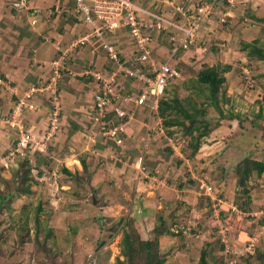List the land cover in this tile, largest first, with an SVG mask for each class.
Instances as JSON below:
<instances>
[{
  "label": "rangeland",
  "instance_id": "1",
  "mask_svg": "<svg viewBox=\"0 0 264 264\" xmlns=\"http://www.w3.org/2000/svg\"><path fill=\"white\" fill-rule=\"evenodd\" d=\"M46 1L50 19L61 18L63 12L55 17L48 13L55 0ZM192 1L202 3L206 0ZM35 2L30 0L28 7H37ZM247 4H236L238 12L233 17L234 22L230 23L232 17L220 21L222 25H231L228 33H213L209 39H203L201 34V41L191 48L195 53L185 54L190 60L186 63L180 60L177 64L183 69V75L175 81L179 91L184 80L197 78L205 66L231 65L226 72L227 90L220 94V109L208 106L207 118L212 131L197 155L188 158L182 153L179 147L182 134L177 129L170 137L164 127H146L137 133L139 141L145 135L143 142L125 136L124 145L116 146L98 131L96 134L87 130L91 107L87 116H81L78 125L68 131L63 129L61 117V129L50 141L49 151H43L51 159L40 155L43 160L38 166L39 147H31L22 154L28 153L26 156L30 158L32 192L16 194L10 206H5L0 214V264H123L121 260L128 264L121 249L124 230L134 228L146 237L161 215L168 230L173 232L162 231L159 236V251L166 258L165 264H201L203 250L207 251L208 264H264V217L261 214L264 173L255 172L249 179L251 201L237 185V166L241 160L246 156L264 159V121L253 116L261 110L264 118V60L250 57L249 50L242 49L245 41L255 42L256 39L259 46L264 47V1L253 0ZM214 11L212 16L217 19H213L218 21V16H222L220 8L216 5ZM4 14L2 12L0 18ZM203 26L204 23L200 30ZM107 34L106 41L113 43L107 39ZM102 44L106 53L103 39ZM68 45L60 47L64 49ZM70 54L67 63L73 59L74 53ZM51 62L47 65L46 70H49L43 71L47 77L54 75ZM1 77L0 90L9 96L18 95L9 111L0 112V115H8L27 88L18 89ZM126 80V90H129L131 83ZM42 107L39 105L35 110L24 112V123L29 121V125L25 124L27 129H33L30 124H35L36 132H46L47 119L45 123L30 122L31 118L40 120L37 114ZM15 136V130L8 124L0 125V159L2 155L9 159H6V167L0 166L2 188L8 187L4 180L11 181L20 168L18 154L21 153L15 150ZM149 145L151 151L148 153ZM183 146H187V142ZM139 157H142L140 165ZM83 158L87 170L83 169ZM65 168L79 173L68 175ZM201 179L213 183L217 196L229 203L244 202L238 214L231 212L228 224L231 236L227 245L213 217L212 202L200 188ZM14 185V181L10 182L11 189ZM227 207L228 203H223L220 208ZM254 212L258 215H251ZM260 220L263 226L256 228ZM188 226L191 228L189 234L178 231Z\"/></svg>",
  "mask_w": 264,
  "mask_h": 264
},
{
  "label": "built area",
  "instance_id": "2",
  "mask_svg": "<svg viewBox=\"0 0 264 264\" xmlns=\"http://www.w3.org/2000/svg\"><path fill=\"white\" fill-rule=\"evenodd\" d=\"M29 1L10 0V2L1 3L0 14L10 8L21 11L32 10L33 13L38 14L39 7L29 8ZM221 1H227L232 6L236 4L246 6L253 0H211L190 5L168 1L174 4V15L151 9V6L143 5L137 0H74L75 10L82 14L85 22L92 24V30L90 33L70 41L68 47L64 49L59 47L57 58L51 62L54 75L41 76L36 83L29 84L25 92L19 95L12 112L8 115H0V125L8 124L15 130L17 135L14 138L17 145L16 152L23 154L31 147H39L41 151L48 150L50 141L61 129L63 101L60 81L63 76L62 70L70 72L67 67V56L79 51L94 37L103 39L108 59L113 68L103 71L85 67L83 70V75H91L98 84L87 130L96 134L98 131L106 141H111L116 146H123L126 139L125 121L128 115H133L136 106L148 109L149 117L146 127L155 128L157 125L155 126L153 123L159 122L158 128L161 129L163 124L159 115V100L169 82L172 79H179L183 75L177 69V65L172 64V61L176 60L175 57L179 51L189 50L201 41L199 38L202 34L200 26L210 17L217 3ZM53 6L54 8L51 6L48 11L50 15L54 16V14L58 15L62 12L63 7L60 4L55 3ZM178 13H180V18L177 17ZM180 19L184 21H180ZM124 27L129 29L135 43L137 55L133 64H127L116 45L105 39L107 33L110 34ZM154 29L167 35L172 50L170 57L158 66H155L153 58L151 59L155 40ZM197 41L199 42L197 43ZM147 63L153 67L150 72L145 70V67L148 66ZM126 76L133 79L134 82L140 83L138 90L125 92L124 78ZM44 103H47L48 106L46 132L39 133L35 129H27L23 121L24 112L30 109L31 111L35 110L39 105L43 106ZM113 112L117 113V119L111 115ZM6 159L8 156L2 155L0 164L6 165ZM138 159L140 165L142 157ZM200 188L212 202L213 217L216 225L218 224L222 241L227 245L230 240L228 237L231 236V229L228 226L230 214L233 212L238 214L239 207L229 203L227 199L217 196L215 186L211 182L208 183L206 179L200 180ZM223 203H228L229 207L222 210L220 207ZM261 214L264 217V210L261 211ZM254 215H258V213H254ZM190 229V226L187 229L184 227L183 233L189 234ZM245 249L248 250V246Z\"/></svg>",
  "mask_w": 264,
  "mask_h": 264
},
{
  "label": "crops",
  "instance_id": "3",
  "mask_svg": "<svg viewBox=\"0 0 264 264\" xmlns=\"http://www.w3.org/2000/svg\"><path fill=\"white\" fill-rule=\"evenodd\" d=\"M0 1L7 2V0ZM137 1L143 5L151 6V9L158 11L164 10L170 15L175 14V10L172 9L170 5L165 4L166 0ZM55 3H58L63 7V13L60 15L61 18L58 19H56L57 17L55 16H53L55 18L50 19V16L47 14L49 4L46 0H43L42 3L40 0H36L35 4L40 8L38 14H33L32 10L15 13L12 10L9 11V9H7L4 12L5 14L0 18V75L12 85H17L18 89H25L29 84L36 83L41 76H46L44 72L49 70V68L46 70L47 65L56 55H58L59 47L69 44L71 40L90 32L93 28L92 24L85 22L82 14L75 10L74 0H55ZM223 4L224 3L217 6V9L220 8V12L222 13V16H218V21L213 19H217V16H212L208 21L203 22L204 26L203 29H201L203 39H209L213 33L218 35L221 32L228 33L231 29V25H222L221 22H225L227 17H232L230 23L234 22L233 17L237 14L238 8L236 7L237 5L231 6L226 3L225 5ZM222 6H226V8ZM250 7L252 8V6ZM34 20L36 21L35 23ZM180 21L184 20L180 19ZM153 35L155 40L153 42L154 50L151 59L153 58L155 66H158L162 61L164 62L170 57L172 50L168 37L164 32L153 31ZM107 39L116 45L120 50L122 58L127 64H133L135 62L137 55L135 52V43L128 28L124 27L107 34ZM186 52H188V54L190 52L195 53V50L189 49L187 51H179L176 54V60H173L172 64L177 65L180 60L184 63H186L188 59L190 60L188 56V58H186ZM106 54L107 53H105L103 49L102 39L96 37L92 39L85 49L74 53L71 57L73 58L72 61H68L67 67L70 69V72L65 70L60 81L61 93L64 98L62 110L64 115V117L62 116L64 123L63 129L65 127L64 130L68 131L71 127L78 125L77 123L80 121L81 116H87V112L90 110V107H92L94 94L98 84L91 75H83L82 73L85 67L103 71L109 69V60ZM191 57L194 58L195 54H191ZM198 59H200V57H197V60ZM147 65L148 66L145 67V70L150 72V69H153V67L150 63H147ZM126 79H129L131 83V86L129 85L130 89L127 87L129 90H126L125 81H128ZM139 86L140 83L134 82L130 77L126 76L124 78L125 92L138 90ZM17 96V94L13 96L6 95L0 90V106H4V109L1 108L0 112L9 111ZM113 113L117 119V113ZM47 114L48 106L47 103H44L40 113L37 114V117H39L40 120H38V118H31L30 122H33L34 120L36 122L40 121L45 123ZM148 117L149 112L146 107L136 106L133 110V115H128L125 121V136L132 140L136 139V142L138 143L143 142L141 140L145 135H142V138L139 141L137 139V133L144 128L146 129ZM28 122L29 121L25 122V124L29 125ZM30 125L34 126L33 129H35V124ZM155 128H158V125ZM77 130L78 128L74 133H76ZM153 139H156L155 136H153ZM149 151H151L150 145L148 153ZM160 155H158V157ZM183 163L184 160H182L181 164ZM129 171H131V169ZM121 172L123 171L121 170ZM123 176L126 177V174H123ZM231 216L232 215L230 214V220L232 219ZM261 221L262 220H260V224L257 225L256 228H261V226H263L261 225Z\"/></svg>",
  "mask_w": 264,
  "mask_h": 264
},
{
  "label": "trees",
  "instance_id": "4",
  "mask_svg": "<svg viewBox=\"0 0 264 264\" xmlns=\"http://www.w3.org/2000/svg\"><path fill=\"white\" fill-rule=\"evenodd\" d=\"M223 3L228 4L227 1H224ZM51 6L54 8L53 5ZM10 10L13 12H22L15 8H10ZM54 16H56V14H54ZM154 31L156 30L154 29ZM258 42L257 39L255 42L245 41L242 45V49L249 50L248 53L250 57L255 56L264 60V47L259 46ZM108 68H113L110 61ZM177 69L183 73L181 66L178 65ZM230 69L231 65L219 63L213 64L212 66H205L198 72L197 78L184 80L181 84L182 89L180 91V88L178 87L179 84H176L175 82L177 79H172L159 100V115L162 118L163 127L170 137L174 136L176 129L177 132H181L182 144L179 142V147L182 153L188 155V158H194L197 155L204 139L212 131V127L210 126L211 122L207 118L209 110L208 106L212 105L220 109V94L227 90L228 78L226 72H229ZM62 71L64 72L65 70ZM111 115L113 116L114 113ZM248 115L250 116V114ZM262 115L263 112L261 110L256 114L255 112L253 113V116H256V119L261 122L264 121ZM184 142H187V146H183ZM40 153L37 158L38 166L39 161L43 160L40 155L47 152L40 151ZM27 154L28 153L24 155L18 154V159L21 160L20 168L14 174L11 181L4 180L8 187L2 188L0 186V214L3 212L5 206H10L11 200L16 194L20 193L26 195L32 192L31 180L33 178L31 176V165H28L31 162L30 158L26 156ZM43 155H45L47 159H51L48 157V154ZM81 163L83 169L87 170L88 165L84 158L81 159ZM0 166L3 168L6 167L1 164ZM65 171L71 176L79 173L78 171L73 172L68 168H65ZM255 172L258 175L264 173V159L259 160L246 156L237 166V185L240 188L242 187V192L247 194L249 201L252 199V196H250L251 186L249 185V179ZM13 181L15 185L11 189L10 182ZM208 199L210 200L209 197ZM236 204L240 209L244 208V202L239 203L236 201ZM39 210H42L41 206L39 207ZM166 225L164 216L161 215L156 227L154 226L150 231V234L146 237L134 228H132V230H124L121 249L122 254L125 255L128 260V264H135V261H140V264H165L166 258L161 255L159 251V236L164 231L173 234L171 230H168V226L166 227ZM178 231H181V234H183L182 229ZM223 247L224 246H222V248ZM206 256L207 251L203 250L201 254V264H208ZM121 261V263L126 264L124 260Z\"/></svg>",
  "mask_w": 264,
  "mask_h": 264
},
{
  "label": "clouds",
  "instance_id": "5",
  "mask_svg": "<svg viewBox=\"0 0 264 264\" xmlns=\"http://www.w3.org/2000/svg\"><path fill=\"white\" fill-rule=\"evenodd\" d=\"M168 1H172L173 3H179V4H185V5H190V4H201V3H197V2H194V1H192V0H168ZM167 0H166V3L165 4H167V5H170L171 6V8L172 9H174L175 10V8H174V4H172L171 2L169 3ZM211 1V0H210ZM209 0H206L205 2H210ZM224 1H221V2H219V3H217V6L219 5V4H222ZM175 3V4H176ZM202 3H204V2H202ZM229 4V3H228ZM229 5H231V4H229ZM240 5V4H239ZM232 6V5H231ZM233 6H235V5H233ZM215 9V8H214ZM161 11H164V10H161ZM165 12V11H164ZM215 14V11L210 15V17L212 16V15H214ZM177 17L178 18H180L181 16H180V13H178L177 14ZM209 17V18H210ZM208 18V19H209ZM161 117V116H160ZM162 119V118H161ZM237 205V204H236ZM238 206V205H237ZM236 214V213H235Z\"/></svg>",
  "mask_w": 264,
  "mask_h": 264
}]
</instances>
